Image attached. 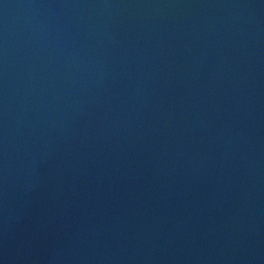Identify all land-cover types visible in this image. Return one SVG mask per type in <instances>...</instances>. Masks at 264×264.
<instances>
[{
    "label": "water",
    "instance_id": "95a60500",
    "mask_svg": "<svg viewBox=\"0 0 264 264\" xmlns=\"http://www.w3.org/2000/svg\"><path fill=\"white\" fill-rule=\"evenodd\" d=\"M0 264H264V0H0Z\"/></svg>",
    "mask_w": 264,
    "mask_h": 264
}]
</instances>
